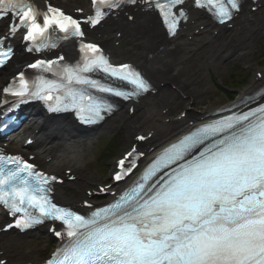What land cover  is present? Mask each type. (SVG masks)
Segmentation results:
<instances>
[{"label": "snow or ice", "instance_id": "1", "mask_svg": "<svg viewBox=\"0 0 264 264\" xmlns=\"http://www.w3.org/2000/svg\"><path fill=\"white\" fill-rule=\"evenodd\" d=\"M143 2L159 11L170 34H175L181 18H187L183 7L174 11L185 0ZM136 3L92 0L95 14L83 21L49 4L41 23V12L30 0H0V19L11 17L8 35L26 29L24 40L34 44L27 50L40 52L57 46L37 41L53 26L63 39L83 37L82 23L96 26L112 9ZM194 3L207 7L220 23L240 7L238 0ZM4 39L0 38V46ZM80 50L82 61L64 64L54 73L56 79L37 77L35 90H29L21 73L23 87L4 91L54 102L50 110L74 109L84 123H95L113 107L102 94L129 99L149 90L130 64L110 63L97 44L81 42ZM12 52L11 46L0 51V65ZM55 63L38 59L29 67L52 71ZM97 72L104 78L94 79ZM123 82L131 85V91ZM134 153L135 149L128 156ZM120 165L123 174L132 171L123 169L124 160ZM122 172L116 173V180ZM56 179L37 171L22 156L0 149V205L15 218L14 226L24 230L45 221L62 222L60 231L50 229L64 243L47 264H264V105L181 136L155 156L130 190L88 215L53 202L50 182Z\"/></svg>", "mask_w": 264, "mask_h": 264}, {"label": "bare ground", "instance_id": "2", "mask_svg": "<svg viewBox=\"0 0 264 264\" xmlns=\"http://www.w3.org/2000/svg\"><path fill=\"white\" fill-rule=\"evenodd\" d=\"M197 16L195 17L197 22L206 24L205 22L207 21L202 16L198 14ZM151 19L154 20L151 22ZM115 24L123 32V40L129 42L137 50L139 55L137 61L143 62L149 68L150 74L155 77L157 82H165V80L173 81V83L178 85L180 91L173 90L168 86L161 88L157 95L146 97L137 104L138 111L136 114L130 116L126 107H123L111 118L106 120L103 129L106 131L117 130L120 123L124 122L125 126L123 128L127 133V139L134 130H149L151 128L156 133L154 143H152L155 146L160 143L163 144L164 141L167 142L174 139V133L183 128L184 123L178 120L177 117L169 118L171 120L167 122L166 118L170 117V112L164 114V109L169 107L171 110L182 100L188 109L186 117L189 120H195L199 116L193 109L199 95L194 89L193 76L195 72L194 75H189L191 59H198V54L194 53L191 49L190 44L192 42H188L183 36L169 40L164 36L154 15L150 12H138L136 21L133 23L118 20ZM192 28L188 31L191 32ZM106 31L108 34H112L110 33L112 31L111 27L108 26ZM262 31H264V10L256 14H251L248 18L246 16V21H240L234 32L232 31L227 35L222 34L220 38L214 37L208 30L203 31V33L201 32L198 37L202 35V40L207 42L206 47L209 48L208 57H206L207 60L204 61V67L207 70V67L210 65L221 66L222 63L224 65L226 59L244 55L246 50L254 46V38L260 35ZM154 32H158V38H156ZM247 36H250L249 40L245 39ZM143 38H147L145 45ZM241 40L244 41L240 42ZM237 42H240L238 49V46H236ZM107 46L112 51L119 50L117 47H112L110 43ZM147 46H149V49H147ZM71 49L70 46L67 51L70 52ZM17 57H20V55ZM3 71L5 73L4 75H0V84L5 74H8L5 70ZM259 84V81H253V84L248 87L247 92L255 91L259 88ZM170 103L171 106L169 105ZM217 108L213 107L211 110H206V112L214 111ZM30 116L33 118L29 120L28 126L23 129L24 133H33L37 128L39 131L36 134L37 141L28 147V149L38 154L37 158L39 161L43 155L45 157H53L50 163H43L44 167L59 171L62 165L67 164L74 167L79 173V176H82L83 172L78 169L82 161L79 144L83 139H89L91 136H94L97 129L78 132L69 125L68 127L64 118H59L57 121L48 120L47 118L40 119L34 112H31ZM43 123L44 127L51 125L54 129L52 128L49 134L43 133L42 129H45ZM57 191L63 201H75L78 195L81 194V187L78 184L70 183L66 186L58 187ZM8 235L6 234L2 237L0 249H5L6 251L19 249V260H23L26 255V249L23 248V243L27 235L20 237L23 242L12 239Z\"/></svg>", "mask_w": 264, "mask_h": 264}, {"label": "rangeland", "instance_id": "3", "mask_svg": "<svg viewBox=\"0 0 264 264\" xmlns=\"http://www.w3.org/2000/svg\"><path fill=\"white\" fill-rule=\"evenodd\" d=\"M75 3H83L84 0H75ZM254 46L245 51L244 55L230 59L223 66H208L207 70L204 67L202 60L205 58L206 51H202L198 58L191 59L189 75H195L194 77V89L199 93L198 98L194 104V109H208L213 106L224 104L228 101L225 94L219 91L215 86L221 84V86L231 85L232 81L241 79L247 75V83H240L238 87L234 89V92L247 90L250 85L254 69L258 66L264 65V31L260 35L254 38ZM119 57H134L136 58L138 52L127 42H125L120 48L118 53ZM193 60V61H192ZM201 67V68H200ZM247 84V85H246ZM238 98V97H237ZM185 106L182 100L171 110V114H177L181 108ZM124 122L120 123L119 128L113 131H106L101 128L96 132L94 136L89 139H83L79 144V150L82 153L80 166L84 168V173H88L89 169L98 168L101 175H103L104 168L110 165L113 158L119 154L122 149L127 146L126 131L123 128ZM116 136L119 143L118 152L111 155L109 159L105 160L104 164H101L97 159L102 152V143L106 141L109 136ZM21 240V239H20ZM48 236L44 233H37L29 238H26L23 244L24 248L33 250L32 248H40L41 253L48 245ZM39 252H36V254ZM43 256H41L42 258Z\"/></svg>", "mask_w": 264, "mask_h": 264}, {"label": "trees", "instance_id": "4", "mask_svg": "<svg viewBox=\"0 0 264 264\" xmlns=\"http://www.w3.org/2000/svg\"><path fill=\"white\" fill-rule=\"evenodd\" d=\"M117 143L115 139H110L108 140V143L106 144L105 148H104V153H103V158L108 157L114 150V148L116 147Z\"/></svg>", "mask_w": 264, "mask_h": 264}]
</instances>
